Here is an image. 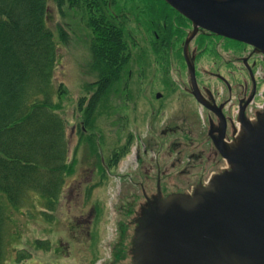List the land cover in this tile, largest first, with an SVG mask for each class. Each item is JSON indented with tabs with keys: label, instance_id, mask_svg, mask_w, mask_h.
Segmentation results:
<instances>
[{
	"label": "rangeland",
	"instance_id": "374dc122",
	"mask_svg": "<svg viewBox=\"0 0 264 264\" xmlns=\"http://www.w3.org/2000/svg\"><path fill=\"white\" fill-rule=\"evenodd\" d=\"M116 3L122 12L120 22L126 18L123 30L131 59L120 82L87 129L84 113L96 91L93 84L97 80L90 50L93 31L87 26L88 16L83 10L70 9L67 5L60 9L55 0H48V26L55 34L59 53L54 89L58 112L67 125L68 157L74 172L50 217L41 215L39 200L29 202L20 211L9 210L2 264H16L22 253L31 257L25 264H138L145 221L142 217L147 209L144 197L155 199L158 189L156 172L149 165L143 169V160L147 155L152 156L160 145L183 140L182 131L162 136L161 130L167 125L174 127L185 118L195 125L198 120L187 111L184 102L176 99L187 85L181 77L179 94L167 91L160 83L161 75L153 79L150 70L146 73V84L137 83L139 48L151 55L154 23L143 18L144 5L140 1L117 0ZM184 26V30L189 27ZM183 39L175 42L177 49H181ZM165 52L159 51L163 55ZM203 57L210 63L206 53ZM178 60V55L172 58L171 65L178 68ZM81 100L85 103L82 112ZM180 128L185 125L180 123ZM141 143H148L147 155H143ZM160 189L166 194L174 187L163 178ZM37 241H48L51 250H38L34 247Z\"/></svg>",
	"mask_w": 264,
	"mask_h": 264
},
{
	"label": "trees",
	"instance_id": "16d2710c",
	"mask_svg": "<svg viewBox=\"0 0 264 264\" xmlns=\"http://www.w3.org/2000/svg\"><path fill=\"white\" fill-rule=\"evenodd\" d=\"M116 1L55 0L60 9L67 5L83 10L93 31L90 50L97 82L84 113L87 129L131 59L123 30L126 18L120 22L122 12ZM138 1L149 22L163 23L172 16L163 0ZM163 58L167 54L159 56ZM58 63V44L48 26V0H0V264L9 210L20 211L39 200L41 215L50 217L74 172L68 157L67 125L58 112L54 89ZM84 104L81 100L80 112ZM34 247L51 250L48 241H37ZM30 260L22 253L16 264Z\"/></svg>",
	"mask_w": 264,
	"mask_h": 264
},
{
	"label": "flooded vegetation",
	"instance_id": "af4514ba",
	"mask_svg": "<svg viewBox=\"0 0 264 264\" xmlns=\"http://www.w3.org/2000/svg\"><path fill=\"white\" fill-rule=\"evenodd\" d=\"M169 13L172 16L161 22V26L158 19L154 23L155 43L151 46V55L139 48L140 80L137 83L145 85L146 73L150 70L153 79L161 75L160 83L167 91L179 94L178 78L181 77L187 85L176 99L185 103L187 111L198 123L191 124L185 118L174 127L167 125L161 130L162 136L182 131L183 140L160 145L152 156L147 155L148 143L139 144L143 155H147L143 160L145 165L142 163L143 169L149 165L152 172H156L155 182L158 184L155 199L144 197L147 225L142 231L143 244L158 203L166 207L177 197L194 198L198 191L209 188L220 177L233 172L235 165L231 159L241 149L248 132H264V54L250 45L207 30H195L189 20L171 7ZM184 25L189 27L184 30ZM183 37L181 49H177L175 42ZM160 50L166 51L167 59H159ZM205 53L211 59L210 63L204 61ZM177 55L178 68H175L171 62ZM129 78H132L131 72ZM158 98L162 99V95ZM180 123L185 128L181 129ZM160 156H163L161 160L158 159ZM136 158L139 163L140 157L137 155ZM163 178L174 187L166 194L160 189ZM139 252L138 264H144L143 251Z\"/></svg>",
	"mask_w": 264,
	"mask_h": 264
},
{
	"label": "water",
	"instance_id": "95a60500",
	"mask_svg": "<svg viewBox=\"0 0 264 264\" xmlns=\"http://www.w3.org/2000/svg\"><path fill=\"white\" fill-rule=\"evenodd\" d=\"M163 1L195 30L264 54V0ZM231 160L235 170L194 198L158 203L144 244L146 219L141 230L144 264H264V132H248Z\"/></svg>",
	"mask_w": 264,
	"mask_h": 264
}]
</instances>
